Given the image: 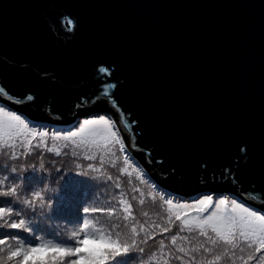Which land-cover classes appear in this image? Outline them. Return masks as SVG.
I'll return each instance as SVG.
<instances>
[{
    "label": "water",
    "instance_id": "95a60500",
    "mask_svg": "<svg viewBox=\"0 0 264 264\" xmlns=\"http://www.w3.org/2000/svg\"><path fill=\"white\" fill-rule=\"evenodd\" d=\"M0 89L62 126L106 96L163 187L264 205V0H0Z\"/></svg>",
    "mask_w": 264,
    "mask_h": 264
},
{
    "label": "trees",
    "instance_id": "16d2710c",
    "mask_svg": "<svg viewBox=\"0 0 264 264\" xmlns=\"http://www.w3.org/2000/svg\"><path fill=\"white\" fill-rule=\"evenodd\" d=\"M0 101L11 110L21 111L28 120L25 121L28 127L36 130L35 137L30 138L29 142L15 140L11 142L14 146H10V142L5 139L0 143V180L4 181L3 190L12 186L17 188L16 197L0 196V207L12 209L11 215H6L0 224L24 219L30 229L17 233L16 230L0 227V239L9 235V244L13 248L39 244L73 248L79 246L80 240L88 237H105L123 242L129 240L135 228L138 233L137 244L145 251H134L129 257L109 260L108 264H164L169 252L174 256L180 255L178 247H196L203 239L196 232L181 230L180 222L175 221L171 231L164 234V247L160 246L161 236L158 233L163 226H167V206L151 183L141 182L135 165H139L146 177H151L153 181L155 179L144 168L138 155L140 153L130 152L127 138L116 127L115 131L125 146V152L119 150L118 143L94 148L56 139L54 133L66 135L70 131L67 129H73L78 121L64 128L48 121L31 120L22 104L6 101L1 96ZM101 108L111 115L112 103L106 96L99 97L95 105L82 107L81 111L84 114L97 113ZM42 133L47 135L41 139ZM125 155L130 160L128 165L124 163ZM227 178L234 185V178ZM36 192H41L42 200L33 198ZM204 193L223 195L210 192L206 185L197 194ZM24 200L32 201L33 206L23 203ZM246 203L264 210V205L259 206L250 201ZM125 206L130 207V216L124 212ZM87 208L97 211L85 213ZM86 221L88 227L84 228ZM153 225L157 233L155 241L146 236V233L153 232ZM172 235L188 239H178L177 247L173 248L170 239ZM142 240H147V243H141ZM102 247L99 243L88 245L90 249ZM0 255L6 258V250ZM55 256V252H45L38 255L34 262L30 261V264H40V261L47 264H72V260L77 259H50ZM169 264H182V261L172 259Z\"/></svg>",
    "mask_w": 264,
    "mask_h": 264
},
{
    "label": "snow or ice",
    "instance_id": "6c2138e0",
    "mask_svg": "<svg viewBox=\"0 0 264 264\" xmlns=\"http://www.w3.org/2000/svg\"><path fill=\"white\" fill-rule=\"evenodd\" d=\"M68 22L72 23L71 20ZM99 71L108 73L106 68H100ZM109 87L114 88L115 85H109ZM26 99L32 101L34 97L27 95ZM112 103L115 105V101ZM35 135L36 130L30 129L20 115L0 107V143L7 139L10 146H14L11 144L12 141L29 142L30 138ZM46 135L47 133H42L41 139ZM54 135L56 139L78 142L84 147L99 148L118 143L119 150L125 152V146L115 131L114 122L103 115L96 119H84L75 131L70 130L66 135L55 133ZM240 151L242 157L247 158V147H241ZM124 163L130 164L127 155L124 157ZM135 171L141 182L151 183L152 187L160 192V199L167 206L169 214L167 226H163L158 233L161 236L159 243L162 248L164 247V234L171 231V227L175 226V221L180 222L181 230H186L189 233L196 232L199 237L203 238L196 247H178L180 255L174 256L172 252H169L164 264H169L172 259L181 260L182 264H220V262L223 264H264V210L246 206L245 203L236 198H229L227 195H215L214 198V194L204 193L183 197L157 185L155 181L151 180V177L145 176L139 165H135ZM3 189L4 181L0 180V196H17L15 186L9 187L7 190ZM32 196L36 200L43 199L41 192L33 193ZM260 202L264 203V199ZM23 203L33 206L30 200H24ZM89 211L96 212L97 210L85 209V213ZM124 212L130 216V207L125 206ZM11 213L12 209L0 207V220ZM0 227L16 230L17 233L30 231L24 219L0 224ZM87 227L88 224L85 222L84 228ZM155 228L156 226L153 225V232L146 233V236L153 241L157 235ZM132 232L133 235L127 241L88 237L80 240L79 246L73 248L59 245L53 247L45 244L13 248L9 244L10 236L6 235L0 239V253L6 250L8 264H13V262L15 264H30V261L34 262L38 255L49 251L56 253L55 257H50L51 260H57L60 257H76L77 259L72 260V264H108L109 260L115 261L117 258L129 257L134 251L139 253L145 251L137 244L136 229L133 228ZM170 239L171 245L176 248L178 239L187 240L188 238L172 235ZM90 243H99L104 247L90 249L88 248ZM141 243L146 244L147 240H142ZM5 246H7L6 249ZM0 257L4 256L0 255ZM40 264H47V262L40 261Z\"/></svg>",
    "mask_w": 264,
    "mask_h": 264
},
{
    "label": "rangeland",
    "instance_id": "374dc122",
    "mask_svg": "<svg viewBox=\"0 0 264 264\" xmlns=\"http://www.w3.org/2000/svg\"><path fill=\"white\" fill-rule=\"evenodd\" d=\"M0 107H3L6 111L12 112V113H14V114H16V115H20L22 119H24L25 121H28L27 118L21 113V111L11 110V109L7 108V106H5L1 101H0ZM87 114H89V115H87ZM87 114H85V115H87V117H84L83 119H81L80 121H78V122L75 124V127H74L73 129L70 128V129H67V130L75 131V130L77 129V127L79 126V124H81V123L83 122L84 119H96V118H99V116H101V115H103V116H105L107 119L113 121V120L109 117L110 114H107V113L104 112V111H103L102 113H100V114L98 113V114H95V115H93V113H87ZM91 114H92V115H91ZM113 122H114V121H113ZM114 124H115V122H114ZM56 125H58V124H56ZM60 126H62V125H60ZM62 127L66 128V127H68V126H62ZM115 127H116V126H115ZM116 129H117V128H116ZM215 195H216V194H214V198H215ZM223 195H227L229 198H236L238 201L245 203L244 200H243L242 198H239V196H238L237 194L235 195V194H232V193H224ZM223 195H221V196H223ZM246 206H250V207L256 208V207H254V206L251 205V204H246ZM256 209H259V208H256ZM261 210H262V209H261Z\"/></svg>",
    "mask_w": 264,
    "mask_h": 264
},
{
    "label": "clouds",
    "instance_id": "9594fccd",
    "mask_svg": "<svg viewBox=\"0 0 264 264\" xmlns=\"http://www.w3.org/2000/svg\"><path fill=\"white\" fill-rule=\"evenodd\" d=\"M104 112H105V110H104ZM50 190H54V189H50ZM86 222L88 224V221H86ZM0 264H8L7 259L5 257H0Z\"/></svg>",
    "mask_w": 264,
    "mask_h": 264
},
{
    "label": "flooded vegetation",
    "instance_id": "af4514ba",
    "mask_svg": "<svg viewBox=\"0 0 264 264\" xmlns=\"http://www.w3.org/2000/svg\"><path fill=\"white\" fill-rule=\"evenodd\" d=\"M110 100V99H109ZM110 103H111V101H110ZM89 106H91V105H89Z\"/></svg>",
    "mask_w": 264,
    "mask_h": 264
}]
</instances>
